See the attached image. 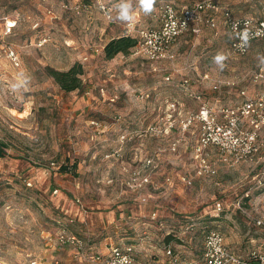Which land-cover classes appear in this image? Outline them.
I'll use <instances>...</instances> for the list:
<instances>
[{
	"label": "rangeland",
	"instance_id": "rangeland-1",
	"mask_svg": "<svg viewBox=\"0 0 264 264\" xmlns=\"http://www.w3.org/2000/svg\"><path fill=\"white\" fill-rule=\"evenodd\" d=\"M195 1L156 0L144 15L133 0L136 19L128 25L114 19L119 0H0V27L3 18L18 17L5 43L20 58L18 67L0 59V139L7 144L0 159V264H87L59 247L62 228L88 252L132 246L137 260L144 214L146 225L164 224L161 231L145 229H152L149 243L156 233L166 243L173 229L176 252L187 261L203 264L204 238L213 229L243 260L264 252V226L257 224L264 220V192L252 191L248 215L235 207L253 185L252 166L230 168L216 150H200V125L188 124L198 97L217 109L241 102L243 90L258 91L264 41L234 55L222 22L179 38L173 60L153 62L133 50L111 60L104 54L112 39L158 26L163 3ZM222 3L236 16L264 18V0ZM217 53L227 56L223 71L213 62ZM78 62L83 86L66 93L48 68L66 71ZM21 77L26 87L13 91ZM204 158L216 164L214 177L199 175ZM219 201L224 213L216 210ZM154 210L156 222L149 219Z\"/></svg>",
	"mask_w": 264,
	"mask_h": 264
},
{
	"label": "built area",
	"instance_id": "built-area-1",
	"mask_svg": "<svg viewBox=\"0 0 264 264\" xmlns=\"http://www.w3.org/2000/svg\"><path fill=\"white\" fill-rule=\"evenodd\" d=\"M48 2L49 0H41ZM99 4L103 0H97ZM221 0H196L190 5L178 7L172 2L163 3L158 11V26L140 28L135 38L137 44L134 53L146 59L159 62L175 59L174 45L179 38L187 33L199 34L204 27L216 28L218 18L216 13L221 9ZM102 9L106 10L105 4ZM51 13V12H50ZM225 25L231 36L230 50L234 55H246L250 46L257 40H264V19L253 16H236L229 8L223 9ZM0 27V59L5 56L14 66L20 65L17 51L8 46L6 39L9 38L17 24L18 17L3 18ZM247 29L250 39L247 46L239 37V34ZM46 39L39 42L44 45ZM209 79V75L204 76ZM254 81L260 83L258 91L249 96L245 90L241 92L243 100L233 107L214 108L207 102H201L196 115H191L188 124L199 123V147L200 150L214 149L217 151L219 161L230 168H235L247 163L252 166L253 185L242 196L237 199L236 209L248 215L245 203L253 196L252 191L264 192V140L262 131L264 129V66L254 75ZM215 85L214 89L218 90ZM218 174V168L210 158L202 161L199 175L214 177ZM148 182V180H145ZM58 193V190H55ZM218 213L225 211L222 202H217ZM155 216V214H154ZM258 225L264 226V220L258 219ZM60 248L69 247L73 249L74 257L81 260L85 258L87 264H138L134 256L132 246H112L106 253L88 252L85 242L75 234L62 228L57 235ZM168 255L172 251L168 250ZM203 264H264V252L252 253L250 260H243L233 252L226 242L224 234L218 230H209L205 236ZM31 264H38L32 261ZM50 264H61L54 259ZM189 264H197L190 262Z\"/></svg>",
	"mask_w": 264,
	"mask_h": 264
},
{
	"label": "crops",
	"instance_id": "crops-1",
	"mask_svg": "<svg viewBox=\"0 0 264 264\" xmlns=\"http://www.w3.org/2000/svg\"><path fill=\"white\" fill-rule=\"evenodd\" d=\"M220 6H221V9L216 13V16L218 18L217 27L220 25V23H222V22H223V24L225 23L224 17H223V9L228 8L222 3V0H221ZM220 18H221V21H220ZM224 26H225V24H224ZM204 28H208V27H204ZM230 45H231V42H230ZM154 214H155V216H154ZM147 217L148 216H146L145 214L142 216L143 219H145ZM159 217H160L159 213H156L155 210L152 212V215L151 214L149 215V219L151 218L152 220H154L153 222L159 221L160 220V219H158ZM143 219H141V222H142L141 223V225H142L141 234L138 235V242H139L138 245H140V248L138 249L139 260L137 258L138 264H189L190 262H193L190 260H188V261L185 260L184 256H182V258L180 256H178V253L176 252V245L174 246V243H173L174 242L173 237H178V236H176L174 234L173 229L166 231V237H167L166 243H163L161 240L156 241L159 238V234L157 235V233H156V236L153 237L152 243H149L148 239L150 237L151 230L153 229V227H155L161 231L162 229H164L163 228L164 224H163V222L160 221L159 222L160 228H158V224L157 225L154 224V226H152V224L147 223V225H146V220H143ZM150 226H152L151 230H145L147 227H150ZM147 234L149 237L147 236ZM203 248H204V244H203ZM168 250L172 251L171 256L167 254ZM107 251H109V250H107ZM91 253H95V252L93 251ZM155 254L157 255L158 258L151 256V255L154 256ZM164 254L166 256H164Z\"/></svg>",
	"mask_w": 264,
	"mask_h": 264
},
{
	"label": "trees",
	"instance_id": "trees-1",
	"mask_svg": "<svg viewBox=\"0 0 264 264\" xmlns=\"http://www.w3.org/2000/svg\"><path fill=\"white\" fill-rule=\"evenodd\" d=\"M256 18H261V17H256ZM261 19H264V18H261ZM259 41H264V40H257L255 42H259ZM136 44H137V40L135 36L123 35L120 37H116L106 44L104 48L105 57L106 59L111 60V59H114L119 54L128 55L135 48ZM48 74L54 78L55 82L66 93L80 90L83 86L82 77L84 75V68H83V65L79 62L73 65L70 69L66 71H59L53 68H48ZM6 150H7V144L3 140L0 139V159L6 155ZM61 169L66 172L68 170V167L63 166ZM204 241H205V238H204ZM203 251H204V248H203ZM203 251H202V257H203Z\"/></svg>",
	"mask_w": 264,
	"mask_h": 264
},
{
	"label": "clouds",
	"instance_id": "clouds-1",
	"mask_svg": "<svg viewBox=\"0 0 264 264\" xmlns=\"http://www.w3.org/2000/svg\"><path fill=\"white\" fill-rule=\"evenodd\" d=\"M155 3L156 0H138L139 8L144 13V15H150L154 11ZM114 9L117 13L114 19L128 25H132L135 22L136 17L133 11V0H119V2L114 5ZM239 37L243 43V46H247L250 39L247 29L240 33ZM226 59L227 56L224 53H217L213 57V62L219 67L221 71H223L226 67L224 63ZM26 85L25 79L21 77L16 83L12 84V89L13 91H19L20 89L26 87Z\"/></svg>",
	"mask_w": 264,
	"mask_h": 264
}]
</instances>
